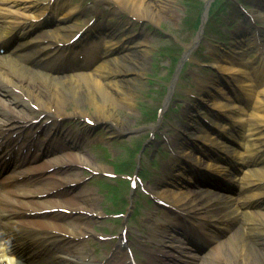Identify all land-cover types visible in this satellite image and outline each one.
Masks as SVG:
<instances>
[{"label":"bare ground","instance_id":"bare-ground-1","mask_svg":"<svg viewBox=\"0 0 264 264\" xmlns=\"http://www.w3.org/2000/svg\"><path fill=\"white\" fill-rule=\"evenodd\" d=\"M6 1L8 2L9 0ZM24 1L26 2L28 0ZM31 1L33 3V0ZM34 1L45 2L47 0ZM119 1L122 3V6L127 9L128 12L137 16L138 20H153L154 16L150 12L151 7L148 2H145V0L143 2L140 0ZM156 3L162 2L161 0H153V4L155 5ZM166 9V6H161L160 10L164 12L166 11ZM7 14H9L8 11ZM4 16L0 14V39L6 38L9 35L10 31L13 29H11L10 21L7 20L6 15ZM88 22L86 24L84 23L85 25L83 26L79 22H72L65 25L63 24L62 26L57 28V38L55 40L56 45H59L61 42H68L73 36L82 31L84 28H87L86 32L91 31L93 27H87ZM58 38L60 39L59 41ZM113 45L115 44H109L107 55L98 68H95L94 70L87 73L69 77H51L37 68H35L34 70H30L13 60H11L9 64H4L2 63L3 58H1L0 56V78L1 76L3 77L4 74L12 70H14L17 74L16 79H7V82L10 85V87H7V91L12 94H10L12 97L11 102L15 103L16 105V107L13 108V114L15 116L9 119V121L16 123H21V121H24L29 123L32 120V115H35V112L31 109V106L32 104H37L39 105V109L40 111H42V114L48 113L47 116H53V118H55V121L57 122L64 118H74L75 120L80 119L85 121V127L87 129L92 128L87 124V120H91L94 125L103 121L111 124L113 127V122L118 126L122 125L120 123L121 118L117 119L118 117L116 115L120 114L122 107L133 112L132 108L134 107V104L131 103V100L132 97H135L136 88L141 85L139 76L142 73L143 68H145L143 59L146 58V54L140 51L133 52L132 50H130L128 52L125 50L121 52L120 56L115 57L109 55L108 58V54L111 52V47ZM40 51L41 49H32L23 56L25 57V59H29L39 54ZM21 61L24 62L25 60L21 59ZM247 70L248 69L245 68L241 71H238L236 73V76H245ZM239 83L245 84L243 81H239ZM15 90H17L18 92H16ZM85 106H88L89 109H84ZM253 109L254 110L251 114L252 121L250 123V127L254 134L257 130H262L264 128V90L259 91V96ZM112 126L108 127L112 128ZM114 130L115 132L118 131L116 127H114ZM263 137L264 133L259 138H257L258 142L248 145V149L249 151H251V154H253L254 149L257 150L258 147L261 148L264 146V139H261ZM200 139H204L205 141L217 145V142H215L207 134L203 137L197 138L196 140ZM182 148H186L185 153L175 152V158H173V160L171 161L170 167L174 166L179 158L184 157L188 159L192 157L189 147L183 146ZM220 148L223 149L222 146H220ZM234 155H236V153H234ZM89 161L90 159L85 154L72 153L65 155L63 158H60L53 164L51 162H46L45 164L33 170H41L43 168H49L55 165H57V168L62 169L63 167H68L67 163H73V165L75 166V163H77L78 165H82L88 163ZM250 161L251 164H254L256 162H252V160ZM251 168L252 169L249 170V173H251V175H249L250 177L247 178L248 185L256 182L255 179L251 180L252 178H256L259 181H261L262 179L264 180V167L257 168V165H251ZM169 169L170 168H167L168 171ZM57 172L61 174L60 171ZM62 172L68 175L67 177H63L65 178L64 181L67 184L75 183L80 179L77 177V171L73 167H71V169L66 168L62 170ZM65 174L64 176H66ZM218 181L219 178L216 180V182ZM244 186L245 185H242V188ZM201 196L202 194L196 190L187 192L186 196L181 191H164L158 193L156 198L169 203L170 206L177 207L178 209L185 211L187 213V217L195 218L198 216V212L204 209L200 208L198 204L196 205L191 199L194 198L195 200V198ZM72 197L73 199L69 204L71 214L73 215V211H75L77 217H73L72 222L70 221L69 223L58 222L57 224L51 223L49 225H52L53 228L61 231L66 235V237H74L78 241H82L86 237V234L90 232L91 225L94 223L90 218L86 217L91 215V213L93 214L92 217L95 216L94 212H97V206L95 205L96 201L95 198L90 195V191L84 188H80L79 190L74 191ZM170 197L172 199H170ZM3 198L4 197H0V200H2ZM203 198L207 200L208 196L204 194ZM197 200L198 199H196L195 201ZM46 203L53 204L54 202L48 201ZM2 207L4 208L5 213L11 212L12 214H17V211L14 212L13 207L6 201L2 204ZM77 210L84 211L82 215L85 217L79 215V212H77ZM251 215L256 214L251 213ZM259 217L264 218V213H261V216ZM255 219H257V217H251L246 214L245 218L243 219L242 225V228L249 230V239L246 241V245H251V251L250 248L241 247L240 243L242 241L243 234L242 232L237 231L234 232L228 239L216 244V246L213 247L212 251L206 255L201 264H213V258L217 260L223 259V261L221 262L223 264H239V260L242 256H245L242 260V264H264V225L262 221H257ZM16 222L17 221H12L10 216V219H8L6 225L8 227H11L12 225L16 224ZM221 223H223L224 233H227V230L235 231L240 226L239 225L236 227V224L233 226L231 224V218L226 214ZM253 223L255 224V226ZM207 225H209L211 228L214 227L208 222ZM13 236L15 235H12V237ZM207 236L209 238L208 240L212 238L211 235L207 234ZM210 241H212V239ZM15 242H19L20 245H23L25 243L22 237L18 238ZM12 249L15 251H20V249L16 247H12ZM20 252L25 255L23 251ZM208 257H210V259L204 261ZM70 260V263L59 261L54 262L53 264H79L74 259V255ZM80 261L83 262V260ZM40 262L41 261H34V263ZM109 264H113V262L110 261ZM117 264H121V262Z\"/></svg>","mask_w":264,"mask_h":264},{"label":"rangeland","instance_id":"rangeland-1","mask_svg":"<svg viewBox=\"0 0 264 264\" xmlns=\"http://www.w3.org/2000/svg\"><path fill=\"white\" fill-rule=\"evenodd\" d=\"M11 1L12 3L7 6L8 3L6 2V0H3V4L0 10L1 14H5L7 8L9 13L12 10H16L14 9V7H11V5L18 2V0ZM90 1L92 0L72 1L73 6H76L79 10L83 12L82 18H85V8L88 6V3ZM140 1L143 2L144 0ZM225 1L226 0H161L162 3H156L154 5L153 0H145V2H148L151 7L150 12L154 16L153 20L150 19V21L149 19H145L146 23H137L134 28H131L123 20H116L118 28L122 33L121 38H123V40L128 39L127 46H129L133 52L140 51L146 54V58L143 59L145 68H143L142 73L139 76L141 85L136 88L135 97H132L131 103L134 104V107L132 108L133 112L129 109L122 107L120 114L116 115L118 117L117 119L121 118V124H127V128L124 132L119 135H112L110 130L106 126H99L97 128L98 130L100 129L104 131V134H102L100 138H106L105 141L107 142L106 145L108 147L107 155H111L113 159H116L120 156L119 160L117 161V164L120 162L127 161L126 157L124 156L125 147L127 148L128 146H131L132 143L137 146L148 137V130H146L144 125H142V123L145 121V118L142 116V113H139L142 103H145V107L151 108L153 111H157L159 107H164L167 111V107L169 105L173 109H175L177 105L179 106L176 112L169 113V111H167L166 119L162 122H159V124L164 129L161 134L162 137H159L160 142L158 143V141H151L148 139L145 143L147 150V153L145 155V162L148 169L151 170L149 160H153L155 158L156 170H160L161 166L159 167V163L167 162L168 159H170V155H172V153L168 150L169 147L162 140L163 136H166V139L172 145L173 143L178 142L176 139L177 136H180L182 138L184 137L187 141V136L180 132V130L187 132L188 137L192 134V132H190V130H187L186 128V114L190 112L187 102L191 101L192 104L197 103L194 101L195 99L192 98L190 95L196 94L200 98L206 99V103L211 104L212 99L209 98L207 95H200L197 85H199L201 82L209 84L210 81L215 80V75H218L217 80H219V74L217 73V70L223 74L221 66L225 63L223 62V56H219L211 52L213 47L218 44L216 41V33H213L205 41L203 45L204 48L200 50L195 56H192L195 59V63L192 65V67H187L185 71L186 73L184 72L181 75V78L179 79L177 77V74L179 73V70L181 68L180 64L182 62V59L180 60V62H178L176 66H173L175 57L183 55L181 49L182 44H178V40H182L185 38L186 41H189L191 35H193V38L195 37V35L197 37L198 32L200 31L202 17L205 16L207 11L208 15L211 8L214 9L218 4H224ZM252 2L255 4V7L252 9V12H254V14L259 17L261 24L264 28V0H252ZM29 4H27V6ZM100 4L101 6L105 7V13H101V10L95 8L94 14L103 16V18H100V20L105 22L109 17H113L112 3L107 1H100ZM161 6H166V11L162 12L160 10ZM20 14H28V12L25 11L24 13ZM225 16L227 17L226 25L239 24V21L236 20L239 15L234 8V3L229 6L228 10L225 12ZM199 17L200 23L198 24L197 22ZM193 40L194 39L185 44V50L187 46H191ZM246 40H248L250 43V45L246 47L248 52L250 49H252L253 43L250 37L246 38ZM193 51L194 49L186 50V53L184 52V56L185 54L191 55ZM250 51L251 54L246 58L247 60L251 61L256 60L254 66H257L256 52L255 50ZM161 53H165L166 56L161 55ZM154 57L158 58L157 61L160 65H158V71L156 70L158 74L164 76L166 72L170 71L171 69H174V72L172 74H169V76L164 80L163 78H151L153 69L152 62ZM202 64H205L206 66L202 67ZM167 66L168 71H166ZM198 74L200 75V80L194 81L192 78H190ZM184 76L185 80H183ZM223 77L224 81H222V83L224 82L225 85H229L230 82L228 81L227 76L224 75ZM160 80L168 87L169 93L172 92L171 97H169V93L164 98L162 97V95L158 94L157 89L160 87ZM258 82L259 81L256 79L255 81L251 82L248 86V89L257 90L255 96L258 95L259 91V89H257ZM149 89H153V91L149 92ZM262 89H264V87ZM208 91L212 95L215 94L209 89ZM242 96L246 101L249 100V97L244 94V92ZM172 97H174V99H172ZM255 105V102L252 101L251 107H254ZM204 107L205 104L203 106L202 102V105L200 104V106H198L194 110V113H198L199 115L200 112V114L207 116L208 113L206 112ZM257 132L259 131H256V133ZM131 159L136 162L135 155ZM95 165L102 166L98 163ZM151 172V177H153V179L157 178L161 180L163 178L161 177V174L156 173L155 171ZM79 176L81 175L79 174ZM99 180H103V178ZM126 190L127 188H124L122 190V193H125ZM92 191L97 190L92 189ZM98 204L100 207V203ZM138 208L139 211H144L147 209L151 211L150 208L146 207L143 197H141V200L138 203ZM152 212L154 211L152 210ZM132 225L146 230V233H144L145 236H149L158 229L156 217L152 216V220H147L144 217L143 212H140V216L137 217V220L135 222L133 221ZM93 243L94 240L93 238H91L88 244L92 246ZM104 250L105 248L102 249V253ZM103 256L104 255H102L101 258ZM95 258H97V256Z\"/></svg>","mask_w":264,"mask_h":264}]
</instances>
